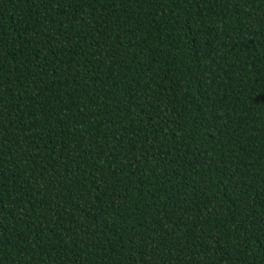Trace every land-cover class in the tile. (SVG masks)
<instances>
[{
	"label": "trees",
	"instance_id": "1",
	"mask_svg": "<svg viewBox=\"0 0 264 264\" xmlns=\"http://www.w3.org/2000/svg\"><path fill=\"white\" fill-rule=\"evenodd\" d=\"M0 264H264V0H0Z\"/></svg>",
	"mask_w": 264,
	"mask_h": 264
}]
</instances>
